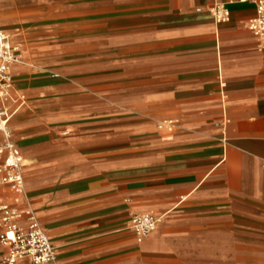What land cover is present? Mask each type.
Returning a JSON list of instances; mask_svg holds the SVG:
<instances>
[{"label":"crops","instance_id":"1","mask_svg":"<svg viewBox=\"0 0 264 264\" xmlns=\"http://www.w3.org/2000/svg\"><path fill=\"white\" fill-rule=\"evenodd\" d=\"M82 1L112 11L96 24L115 33L104 27L92 41L113 69L75 50L88 35L34 54L23 8L72 0H0L13 26L0 25L26 60L12 66L27 101L10 124L58 264H264V50L249 26L255 5ZM216 2L229 7L228 21L212 16ZM110 82L128 92L107 95ZM63 88L65 99L48 96ZM167 118L178 121L173 131L157 128ZM62 122L69 130L59 135ZM11 194L0 185V205ZM137 212L160 217L143 241L131 227ZM5 253L0 242V263Z\"/></svg>","mask_w":264,"mask_h":264},{"label":"built area","instance_id":"2","mask_svg":"<svg viewBox=\"0 0 264 264\" xmlns=\"http://www.w3.org/2000/svg\"><path fill=\"white\" fill-rule=\"evenodd\" d=\"M243 1H251L256 7V15L250 19L249 26L259 40L260 49L264 50V0ZM210 11L218 22L231 18V11L223 2L213 4ZM22 59L20 46L0 25V185L12 191L0 205V242L6 247L0 264H19L23 258L34 264H58L57 247L43 228L26 191L24 156L10 124L11 118L27 101V95L17 91L12 73V64ZM177 125V119L167 118L160 120L157 128L173 131ZM159 221L160 217L152 212L135 213L131 227L138 241L154 232Z\"/></svg>","mask_w":264,"mask_h":264},{"label":"rangeland","instance_id":"3","mask_svg":"<svg viewBox=\"0 0 264 264\" xmlns=\"http://www.w3.org/2000/svg\"><path fill=\"white\" fill-rule=\"evenodd\" d=\"M73 3H58L50 7H26L22 10V19L25 24V30L29 35L30 44L35 53L40 51H47L51 48V43L59 39H74L80 41L82 37L88 35L90 38L89 45L83 49L78 48L75 50H87L90 55L88 59L91 61L90 65L98 64V61L107 63V69H113L111 64L113 63V58L100 59L98 55V44L92 41V37L98 33L101 29H106V33H115V28L111 25H106L104 27H99L97 22L98 15H103L104 13L112 12L106 7L105 11L99 9L97 5L94 7H84L82 0H72ZM0 21L4 26L12 29V24L10 21L0 16ZM13 31V30H12ZM13 39L19 41L20 36L18 31H13ZM110 43L106 42V51L110 48ZM100 59V60H99ZM93 62V63H92ZM22 63H26L24 60ZM20 63V64H22ZM50 73L48 75L50 76ZM112 82L107 83L106 94L111 97L115 94L127 93V90H117L112 87ZM91 95H95L97 92L90 91ZM69 91L66 89H60L48 95L53 99H65L69 95ZM35 98H41V95H32ZM66 103L65 100H63ZM66 122H62L61 125H57L54 129L59 135H62L64 130H69L66 126ZM119 124L106 123V129L119 128ZM95 129H99L95 128Z\"/></svg>","mask_w":264,"mask_h":264},{"label":"bare ground","instance_id":"4","mask_svg":"<svg viewBox=\"0 0 264 264\" xmlns=\"http://www.w3.org/2000/svg\"><path fill=\"white\" fill-rule=\"evenodd\" d=\"M0 24H2L1 23V21H0ZM19 35V34H18ZM24 61V59H22L21 61H17V62H14L13 64H12V66L14 65V64H16V63H22ZM12 119V118H11ZM10 123H11V120H10Z\"/></svg>","mask_w":264,"mask_h":264}]
</instances>
